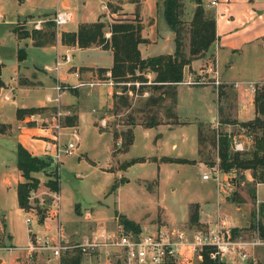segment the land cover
<instances>
[{"label":"rangeland","instance_id":"1","mask_svg":"<svg viewBox=\"0 0 264 264\" xmlns=\"http://www.w3.org/2000/svg\"><path fill=\"white\" fill-rule=\"evenodd\" d=\"M103 1L87 0V4L84 5L82 10L83 15L81 13L80 16L93 18L94 14L101 10V3ZM111 1L113 0H107L105 3L106 7H104V19L109 22L119 19L117 11L113 12L116 14L112 13L113 9L118 6H114L115 3ZM180 1L182 4L181 18L185 23H189L196 8V0ZM205 1L201 0L205 13L209 16H214L212 8L207 7ZM54 6V0H36L35 5L30 7L34 8V13H39L52 11ZM50 17L51 14L39 18L41 20L39 29L43 30L47 28L44 21L49 22ZM14 20V11L12 7L8 6L4 18L0 19V62L4 64L6 77L10 74V64L13 61L15 48L18 43L12 37L10 29L13 26L12 30L15 29L21 35L22 33L30 34L32 29H36L33 25L37 19L17 21L12 25ZM64 25L58 28L53 27L55 36L60 33L61 27ZM29 53H31L29 55L30 59H33L40 66L44 64L51 66L53 64V53L48 50H29ZM107 55L104 51H96L90 54L94 60H99L98 62L102 63L108 57ZM206 61L210 63V59L207 58ZM236 64V68L229 69V73L227 74L248 80L258 73L257 68L251 64L249 66L243 62H237ZM36 72H38L37 69ZM188 73L189 71L186 69L185 77H187ZM199 80L206 82L209 81V78L206 77ZM26 83L27 85L24 86H28L27 88H32L35 85V83L27 79ZM15 88H18L17 83ZM75 88L70 86L67 91ZM8 89L12 90V93L14 92L11 86ZM96 90L97 88L95 92ZM5 93L10 98V91L0 93V101L4 102L2 106L5 110H8L6 111V117H10L13 111H9L11 103H8V100L3 98ZM194 94L192 92H186L185 94L182 92L181 97L182 99H186L189 98V95L193 96ZM211 95L214 98L213 92ZM43 96L42 94L41 98ZM35 99L36 97L29 99L23 97L21 101L18 100V104L27 105ZM13 100L16 101L17 99ZM129 101L130 108L128 110L132 112L135 122L142 125L144 122L149 121L151 115L154 117L157 115L160 120H163L164 112L170 113L173 111V108L170 107L169 99L150 106L145 104L146 98L144 94L134 96L131 94ZM63 105L61 98L58 104L60 115H56L57 118L60 117V124L65 114ZM228 105L229 110H226L225 113H229L233 107V104ZM50 106H52L51 103L44 101V104H41V106L34 105L30 107ZM122 112L124 113L119 118L110 117L104 124L102 123V119L99 122L106 129L110 124L116 123L118 119L125 117L126 111L122 110ZM160 114L163 115L161 116ZM43 115L44 111L42 110L31 115H24L21 119H16L15 114H13L9 122L4 124L5 127L1 130L2 133L0 132V258L6 261L7 264H41L44 260V256L41 253L34 255L32 259L28 260L25 256V250L8 248L24 247L28 242H32L35 238V233L31 231L34 229L39 236H43L44 234L50 235L54 232L53 225L55 226V223L52 217L48 215L50 205L49 190L45 184L48 179H51L49 175L54 171L57 172L59 163L53 166L49 161L43 170L30 174L37 179L38 184L29 195L28 201L30 207L26 212L17 206L15 196V184L22 181L14 162L16 134L20 130L30 127L47 128L51 133L56 119L54 122L52 114L50 118L43 122ZM91 115L93 114L88 110L80 115L77 130L80 141L78 142L77 149H73L72 155L63 157L58 169L57 191L60 198L58 218L63 224L65 237L68 239H81L83 235L90 234L93 231H100L106 226L112 225L117 219L121 221L122 216L137 221L140 228L145 232L163 226L194 225L190 218L195 210L197 212L201 211V217L211 221L218 209L235 226L244 229L253 223L254 219L251 217V211L256 210L257 198L259 197L260 200L264 198V185L254 184L250 171L236 170L234 178L231 180L232 188L229 191L228 197L233 195L232 197H235V200L242 201L240 202L242 205L236 208V206L222 202L223 194L218 192L217 180L212 173L218 158L217 146L213 144L214 140L216 143L217 139L215 128L213 131V128L210 126L204 129L202 136L206 137L207 146L198 156L204 162V165L211 168L210 171L204 166L199 167L196 162L177 164L162 163L160 160V157L164 155H181L187 158L195 157L193 150L197 139L192 129L196 128L195 125L198 121L209 124L206 122H208L207 120H213L214 112L211 115H204V117L196 119L193 128H187L185 131L176 129L172 132H164V128H153L146 133L143 128H137L134 134V144L125 152L119 153L115 159H112L110 154V147L114 143L110 131L94 130L91 126ZM119 123L121 124L122 121ZM232 127L234 132L238 129V125H233ZM117 129L122 128L117 126ZM70 131L62 130L60 140L64 142L70 141ZM218 131L221 132L219 129ZM159 133H161V137L155 140L156 134ZM35 138L47 139L46 136H36ZM173 142L178 145L176 150L171 148ZM252 147L246 151L247 154L252 151ZM119 149L121 150V148ZM37 156L42 157L41 154ZM142 156H154L157 160L155 158L147 159L145 162L129 164L121 169L116 167V159L120 163H123ZM110 165L114 166L108 169ZM204 172L210 174L209 179H202ZM224 172L231 174V170ZM254 189L255 199L252 197ZM24 217L31 218L30 224L26 225L24 223ZM198 224L207 223L199 222ZM199 225L198 227H201ZM253 254L256 259L255 264H264V247H257ZM91 263L120 264L118 261L110 258H100L97 260L82 255L80 264ZM231 264L254 263L236 261Z\"/></svg>","mask_w":264,"mask_h":264},{"label":"crops","instance_id":"2","mask_svg":"<svg viewBox=\"0 0 264 264\" xmlns=\"http://www.w3.org/2000/svg\"><path fill=\"white\" fill-rule=\"evenodd\" d=\"M35 1L36 0H0V19L4 18L8 6L12 7L14 11L15 20L12 25L17 21L35 20L43 16L52 15L55 9L68 8L71 10L72 8L73 17L68 23L61 27L60 33L76 31L81 22H94L99 18L105 20L104 7H106L105 3L107 0L101 3V10L96 12L93 18H86V16L84 18L80 16L84 5L87 4V0H54L55 6L52 11L39 13H34V8L30 7L35 5ZM209 1L210 0H206L205 4ZM111 2L115 3L114 6H118L113 9L112 13L117 11L119 19L126 20L134 19L137 16L139 17L142 24L141 34L147 40V42L140 43L138 46L142 58L158 54L173 53L175 48L174 34L164 21V0H113ZM216 2L215 5L209 6L214 12L216 40L203 56L192 60V72L187 74L185 81L176 85V103L173 107V111L170 113L164 112V119L160 120L158 118L157 125L146 127L139 123L128 124V122L125 121L129 112L127 109L125 110L126 115L123 119H118V122L110 124L106 129L103 128L99 122L101 119L103 123L110 117L119 118V116L124 113L122 110L117 113H112L110 111L114 104V88L107 85H83L71 91H67L61 97L64 104L65 115L68 117L70 123L65 124L66 126L61 130H71L70 134L76 133L78 135L77 130L79 127L80 115L88 110L93 114L90 118L91 126L94 130H108L112 136V128H117V126L122 128L118 130H123L128 127L131 128L133 131V141L130 146H132L135 141V129L137 128H143L146 133L153 128H164V132H172L176 129L185 131L187 128H193L196 119L204 117V115H211L213 112V120H207L208 122H206L209 123L206 125L212 128L217 125L220 115L225 118L235 119L238 122L254 118L256 115L254 92L246 87V83L264 80V0H216ZM12 28L10 29L12 37L17 40L18 43L15 48L13 61L10 64L11 71L8 77H6L4 73V64L0 62V93L10 91V98L7 102L11 103L9 111H13V113L10 114V117H6V111L8 110L4 109L2 106L4 102L0 101L1 124H7L9 122L16 108L34 105L41 106V104H44V96L51 94L54 81L57 80L62 84L71 86L82 81H94L99 77L104 78L106 75L105 73L100 75L98 68L110 69L112 66L113 58L110 49H103L100 46L80 48L77 45L63 44L60 41V33L55 36L53 44L34 46L30 37H20L16 34L15 29L12 30ZM29 50H48L53 53V62L56 57H61L63 55H67L68 60L61 63L55 74L53 71L43 70L44 67H49L48 65L44 64L40 66L33 61V59H30L29 55H31V53H29ZM96 51L106 52L108 54V59L106 58L103 63L98 62L99 60H94L90 54ZM209 53L210 55H208ZM19 55L22 56V58L17 57ZM207 58L210 59V63H207ZM237 62H243L248 66L249 64L255 66L258 73L248 80L227 74L229 73V69L236 68ZM36 69L38 72H36ZM77 70L79 71V77L75 76V71ZM16 76L18 77L15 80ZM198 77L199 79L208 77L209 81H200V83L187 82L189 78L196 79ZM26 79L35 83V85H33L32 88H27L28 86H24L27 85ZM16 83L18 88H15ZM235 83H237V86H234ZM6 85L11 86L14 92L12 93V90H9V86ZM218 86H220L222 90L221 96H218ZM96 88L97 90L95 92ZM182 92H184V94L186 92L195 94L193 96L189 95V98L182 99ZM212 92L214 93V98L211 95ZM149 93V91H145L144 97L147 98ZM42 94L44 95L43 98H41ZM23 97L27 99L36 97V99L32 100L31 103L27 105H19L18 100L21 101ZM13 99L17 100L14 101ZM228 104H233V107L229 113H225L226 110H229L227 107ZM120 121H122L121 124L119 123ZM198 123L204 124V122L198 121L195 125L196 128L192 129L197 139L193 150L195 157L187 158L181 155H164L160 157L162 163L166 162L163 161L162 158H185L195 160L199 167L205 166L204 162L198 158V151L200 148L198 143ZM233 125L237 124L224 122L219 125L218 129L227 133V131L233 129ZM49 135L50 132L47 128L30 127L20 130L16 134V143L23 146L31 155L37 156L41 154V147L44 140L35 137L46 136V138H48ZM156 136L155 140L161 137V133L156 134ZM117 143H119V140ZM113 144L110 147V154L111 158L115 159L119 153L125 151L122 149L120 150L119 146L114 147ZM171 148L176 150L178 145L173 142ZM135 158L144 159L140 162H145L147 159L154 158L157 160L154 156ZM125 162L120 163L119 160L116 159V167L118 169L123 168ZM111 166L114 165H110L108 169ZM256 195L258 197L257 190ZM222 202L224 204L236 206V208L242 205L239 202L228 201L227 197H223ZM198 215L199 222H210L209 219L201 217V211L198 212ZM134 222L138 223L137 221ZM31 232L35 233V238L39 237L35 229ZM0 264L7 263L0 258Z\"/></svg>","mask_w":264,"mask_h":264},{"label":"trees","instance_id":"3","mask_svg":"<svg viewBox=\"0 0 264 264\" xmlns=\"http://www.w3.org/2000/svg\"><path fill=\"white\" fill-rule=\"evenodd\" d=\"M164 21L169 29L174 34V51L171 54H158L141 57L138 48L140 43L147 42L141 34L142 24L139 17L134 19H114L111 22L101 20L100 18L94 22H81L77 30L73 32H61L60 41L63 44L77 45L80 48L100 46L103 49H110L112 52V66L110 69L98 68L101 74L110 72V78L113 81L114 91L112 113H117L120 110L130 108L129 95L144 94L149 91L145 104L153 106L159 102L170 100V107H174L176 103V85L185 81V71H191L192 60L201 57L209 49L211 44L216 40L215 18L205 13L201 0H196V8L189 23L181 18L182 4L180 0H164ZM47 28L32 29L30 34L19 33L20 37H30L34 46L51 45L54 42L55 32L51 21H44ZM22 58V56H17ZM151 75V77H150ZM97 79H105L99 77ZM195 81H200L199 77ZM218 96L222 95V90L218 86ZM155 92H157L155 94ZM254 107L256 115L254 118L238 122L235 119L218 118L219 125L227 122L229 124H237L253 136L252 151L246 152L233 151L231 148L230 138L224 131H217L216 143L219 166L224 171L232 169L240 171H250L251 178L254 184L264 182V83L257 85L254 91ZM44 111L43 122L50 118L55 112L53 106L50 107H28L16 108L15 118L21 119L24 115H31ZM156 115V114H155ZM128 124H135L132 112L129 110L126 120ZM158 117L151 115L149 121L144 122L146 127L157 125ZM70 124L68 117L63 115L61 126ZM5 127L0 123V132ZM209 126L203 123H198V143L200 145L198 153L201 154L207 146V139L202 134L205 128ZM213 127L212 131L215 130ZM112 136L114 147L121 148L126 151L133 141V131L131 128L118 130L112 128ZM2 133V132H1ZM119 140V143H117ZM143 158H133L124 163V167L129 164L143 161ZM166 162L175 163H195V160L185 158H162ZM14 162L16 170L19 172L22 181L15 184V196L17 206L26 212L30 207L28 196L31 190L37 187L38 181L30 174L43 170L48 165L49 159L31 155L23 146L16 143L14 147ZM51 179L46 181L45 186L50 191L58 190V175L52 173ZM227 197L230 202H242L235 200V197ZM252 197L255 199V189L252 192ZM251 217L255 220V210L251 211ZM259 223L261 236L264 238V203L259 205ZM191 222L199 225L198 212L193 211ZM121 222L126 229L140 231V225L133 220L124 216L121 217ZM254 222V221H253ZM253 223L249 224L253 227ZM199 226H203L200 224ZM81 253L77 250L66 251L59 257L58 264H80ZM176 264V263H170ZM193 264H225L209 259L206 253L203 254V259Z\"/></svg>","mask_w":264,"mask_h":264},{"label":"built area","instance_id":"4","mask_svg":"<svg viewBox=\"0 0 264 264\" xmlns=\"http://www.w3.org/2000/svg\"><path fill=\"white\" fill-rule=\"evenodd\" d=\"M216 0H210L206 6H213ZM73 17L72 11L68 8L55 9L50 17L53 26L58 28L68 23ZM40 19L34 22L33 27L40 28ZM68 60L67 55L56 57L53 64L49 67H44L45 71H53L55 74L61 63ZM75 76L79 77V71H75ZM188 83H200L194 78H189ZM264 80L259 82H248L246 87L253 92L257 85L263 84ZM89 85H107L113 87L114 83L110 78V72H107L105 79H96L89 82H78L72 88ZM69 85L61 84L55 81L52 86V94L44 96V101L51 103L55 108L53 114L54 128L49 137L43 141L41 147V156L49 159L50 163L56 165L59 163L58 169L63 157L72 155L73 149H76L79 136L76 133H71V140L64 142L60 140L61 129L64 126L60 124V111L58 109L59 101L62 95L70 88ZM237 86V83L234 84ZM3 98L8 100V94H4ZM2 98V100H3ZM65 115V114H64ZM104 124V122H103ZM218 131L219 123L214 126ZM57 129V130H56ZM230 138L231 148L233 151L246 152L253 145V136L246 128L238 125V129L234 132L233 129L227 131ZM207 170L210 167L204 166ZM212 172L217 180L218 192L223 194V197L229 196V191L232 188L231 180L234 178L235 169L231 170V174L224 172L219 166V158L215 164V169ZM230 171V170H229ZM210 174L204 172L202 179H209ZM264 185V183H257ZM32 190L29 192V195ZM50 205L48 215L52 217L55 226L53 225V233L44 234L34 239L33 242H28L24 247H9L8 249H22L26 251V259L30 260L34 255L42 254L44 260L41 264H58L59 257L62 253L71 250H77L81 255L89 256L93 259L100 258L114 259L120 264H193L203 259V254L206 253L209 259L219 263L231 264L234 262H251L256 263L254 250L257 247H264V238L261 236L259 223V205L264 203V198H257V206L255 210V220L253 227L249 225L241 228L235 226L228 217L218 209L212 221L203 226L197 225L187 226H163L153 230L135 231L126 229L124 224L117 219L110 226H106L100 231H93L90 234L81 236V239H68L64 236L63 224L59 221V194L57 190L50 191ZM29 198V196H28ZM31 218L24 217V223L30 224Z\"/></svg>","mask_w":264,"mask_h":264}]
</instances>
